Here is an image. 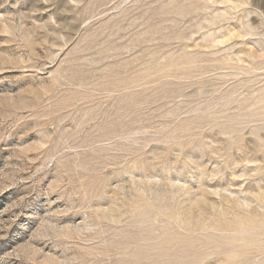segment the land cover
I'll return each instance as SVG.
<instances>
[{
  "label": "rangeland",
  "instance_id": "rangeland-1",
  "mask_svg": "<svg viewBox=\"0 0 264 264\" xmlns=\"http://www.w3.org/2000/svg\"><path fill=\"white\" fill-rule=\"evenodd\" d=\"M0 264H264V0H0Z\"/></svg>",
  "mask_w": 264,
  "mask_h": 264
}]
</instances>
